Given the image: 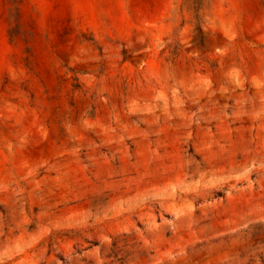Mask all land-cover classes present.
<instances>
[{
  "label": "rangeland",
  "instance_id": "rangeland-1",
  "mask_svg": "<svg viewBox=\"0 0 264 264\" xmlns=\"http://www.w3.org/2000/svg\"><path fill=\"white\" fill-rule=\"evenodd\" d=\"M0 264H264V0H0Z\"/></svg>",
  "mask_w": 264,
  "mask_h": 264
}]
</instances>
